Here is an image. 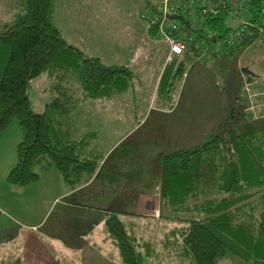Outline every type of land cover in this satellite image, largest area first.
Segmentation results:
<instances>
[{
    "label": "trees",
    "instance_id": "obj_1",
    "mask_svg": "<svg viewBox=\"0 0 264 264\" xmlns=\"http://www.w3.org/2000/svg\"><path fill=\"white\" fill-rule=\"evenodd\" d=\"M19 1L22 10L0 30V133L12 119L22 130L8 182L25 187L38 181L40 171L55 167L71 188L93 177L118 186L140 181L155 163L148 177L158 175L154 180L160 179L162 207H169L179 223L166 238H174L172 243L186 264H229L234 259L240 264H264V117L253 118L246 111L244 91L243 109H233L214 137L199 146L153 157L149 147L154 140L133 142L129 137L106 156L93 133L78 134L72 112L126 92L133 71L123 64L104 63L69 43L54 20L57 0ZM244 11L246 25L233 26L224 7L202 21L208 31L182 25L196 41L204 37L228 50L242 48L264 33V0L246 1ZM241 28L238 42L228 45L229 32ZM151 31L156 33L157 27ZM191 49L198 54L196 46ZM183 68L182 63L177 71L173 63L165 68L159 90L168 93ZM44 72L54 78L51 90L56 95L43 112H36L29 97L30 82ZM154 126L164 141V128ZM99 209L108 214L104 219L122 263L147 264L154 252L152 242L139 239L132 224L126 227L122 219L125 214H141L124 212L119 205ZM169 243L165 241V247Z\"/></svg>",
    "mask_w": 264,
    "mask_h": 264
},
{
    "label": "rangeland",
    "instance_id": "obj_2",
    "mask_svg": "<svg viewBox=\"0 0 264 264\" xmlns=\"http://www.w3.org/2000/svg\"><path fill=\"white\" fill-rule=\"evenodd\" d=\"M157 3L158 0L56 2L54 20L69 43L79 47L88 56H99L104 63H124L134 74L131 87L123 94L96 99L93 105H80L75 111L81 108L84 111L73 114L78 134L91 132L97 136L99 148L106 156L122 141L130 138L128 141L133 142L138 139L145 143L154 140L149 147V155L153 157L177 148L199 146L214 137L233 109H243V85L249 76L264 87V41L261 39L264 33L252 44L233 50L222 49L216 53L219 55L215 54L212 58H208L203 50L204 45L200 43V54L192 51L182 57L172 56L168 40L160 36L159 32L151 31L150 24L143 17ZM21 10L19 0H0V30L5 22H10L13 15ZM245 18L243 10L241 16L230 19V23L237 26ZM193 20L198 21V17ZM203 27L208 31L205 25ZM172 63L175 71L181 63L184 68L166 93L159 90V85L165 68ZM242 67H248L254 75L244 73ZM54 82L47 72L31 80L29 96L34 111L43 112L45 104L56 95L51 90ZM153 125L164 128V141ZM19 126L17 119H12L6 130L0 133V191L6 197H10L12 187L7 176L16 164L17 145L22 134ZM14 135L17 137L14 138ZM154 165L141 174L140 181L112 186L100 183L93 177L74 188L66 185V190L72 191L67 194L65 202L73 205L83 202V205L97 207L119 205V208H124V212L141 214L136 217L125 214L122 219L126 227L132 224L139 239L152 242L154 252L147 264H186L188 262L178 254L177 246L172 243L174 238H166V234L179 223L178 219L171 217L169 207H162L158 194L160 179L154 180L158 175L153 174V180L148 177L147 172H152ZM60 177V172L52 167L42 176L41 183L47 188H35V195L28 200L35 204L40 194H52L55 186L63 185ZM89 212L90 208H80L75 212L68 210V219L80 218L77 220L79 227L73 228L77 231L75 236H71L68 228L61 230L66 250L62 247V254H58L60 264H86L79 256L83 254V235L90 232L93 220ZM74 213L78 216L75 217ZM98 213L108 215L101 209ZM167 240L170 243L165 247ZM115 259L118 260V257ZM116 260L113 263L116 264ZM91 261H87V264H94L93 259ZM229 264L240 262L234 259Z\"/></svg>",
    "mask_w": 264,
    "mask_h": 264
},
{
    "label": "crops",
    "instance_id": "obj_3",
    "mask_svg": "<svg viewBox=\"0 0 264 264\" xmlns=\"http://www.w3.org/2000/svg\"><path fill=\"white\" fill-rule=\"evenodd\" d=\"M82 109L84 108L77 112L74 109L72 117L73 114L84 111ZM73 119L75 120L74 117ZM15 137L17 135H14ZM96 137L94 138L96 139ZM51 168L40 173L38 181L28 186L17 188L11 185L10 197H6L0 191V264H16L17 260H20L21 264H60L58 254H62V247L64 251L66 250L61 230L68 228L71 236H75L77 231L73 228L79 227L77 220L80 218L68 219V210L75 212L80 208H90L91 213H89L93 220L90 232L83 235L85 238V242L82 244L83 254L79 257L84 259L86 264L87 261L92 262V259L94 264H115L113 262L118 257L115 262L121 264L116 241L108 232L105 216L98 213L99 207L66 203V196L72 190H66L67 186L62 177L60 178L63 185L55 186L52 194L51 192L46 195L40 194V198L35 204L28 200L30 196L35 195V188L39 186H42L41 190L47 188L41 183L43 182L42 176ZM48 190L50 191L49 187ZM16 197L18 199H15ZM74 216L78 215L74 213Z\"/></svg>",
    "mask_w": 264,
    "mask_h": 264
},
{
    "label": "built area",
    "instance_id": "obj_4",
    "mask_svg": "<svg viewBox=\"0 0 264 264\" xmlns=\"http://www.w3.org/2000/svg\"><path fill=\"white\" fill-rule=\"evenodd\" d=\"M246 1L248 0H158L147 16L143 15V17L151 27H157L160 36L163 35L168 40L172 56L182 57L186 53H190L192 46H196V50L200 54L202 50L198 46L200 43L204 45L203 50L206 51L208 58H212L218 51L225 49V44L221 42L211 44L204 37L196 41L189 30L182 25V22L188 23L190 27L196 25L194 28L199 29L203 27L202 21L210 14L217 15L221 7L228 8L233 18H239L241 12L245 10ZM172 15H176V18H172ZM196 17L199 22L201 21L200 23L193 20ZM247 23L246 20H243L241 24L246 25ZM242 30L241 28L229 32L226 38L228 45L233 46L238 42ZM257 85V82L251 78L245 80L243 85L247 99L246 111L253 118L264 117V87L258 88Z\"/></svg>",
    "mask_w": 264,
    "mask_h": 264
},
{
    "label": "water",
    "instance_id": "obj_5",
    "mask_svg": "<svg viewBox=\"0 0 264 264\" xmlns=\"http://www.w3.org/2000/svg\"><path fill=\"white\" fill-rule=\"evenodd\" d=\"M172 18H176V15H172ZM242 71L246 74L254 75V72H252L248 67H242Z\"/></svg>",
    "mask_w": 264,
    "mask_h": 264
},
{
    "label": "snow or ice",
    "instance_id": "obj_6",
    "mask_svg": "<svg viewBox=\"0 0 264 264\" xmlns=\"http://www.w3.org/2000/svg\"><path fill=\"white\" fill-rule=\"evenodd\" d=\"M177 51H179V49H177Z\"/></svg>",
    "mask_w": 264,
    "mask_h": 264
}]
</instances>
